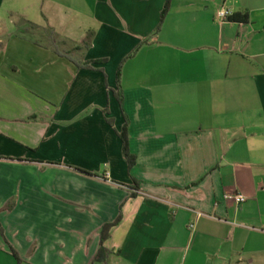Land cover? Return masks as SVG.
I'll use <instances>...</instances> for the list:
<instances>
[{"label": "crops", "instance_id": "1", "mask_svg": "<svg viewBox=\"0 0 264 264\" xmlns=\"http://www.w3.org/2000/svg\"><path fill=\"white\" fill-rule=\"evenodd\" d=\"M167 2L0 0V264H264V0Z\"/></svg>", "mask_w": 264, "mask_h": 264}, {"label": "trees", "instance_id": "2", "mask_svg": "<svg viewBox=\"0 0 264 264\" xmlns=\"http://www.w3.org/2000/svg\"><path fill=\"white\" fill-rule=\"evenodd\" d=\"M170 4H171V0H168L164 11L162 13V19H161V23L159 25V27L156 30V33H159V31L161 30L163 23L170 11ZM12 18H15L14 15L11 16ZM16 25V34L18 37H20L21 39H24L26 41H29L37 46L40 47H44L47 49L52 50L55 54H57L58 56L62 57V58H67L68 60H70L71 62H73L78 68L83 67L82 62L75 59L74 56L75 54H80L82 52H85L89 49V40H85L83 43L81 44H77L75 42H72L66 38H63L62 36H60L53 28H42L38 25H35L27 20H25L24 18H19L17 20V22L15 23ZM119 101L121 103V105L123 104V97L122 95H119ZM123 140L125 142V155L127 156V158L130 160L131 164L134 163L132 162V155L129 152L128 146H127V137L123 135ZM119 221H117L114 224L111 225H107L104 227L102 234L104 237V234H108V232L115 227L116 225H118ZM104 252H106L105 254L109 255V252L107 250H105L104 248H101L96 259L95 262H104L106 263L107 258L105 256H103Z\"/></svg>", "mask_w": 264, "mask_h": 264}, {"label": "built area", "instance_id": "3", "mask_svg": "<svg viewBox=\"0 0 264 264\" xmlns=\"http://www.w3.org/2000/svg\"><path fill=\"white\" fill-rule=\"evenodd\" d=\"M234 15L233 10L226 9L225 7L220 8L216 13V19L224 23L228 21ZM105 180L109 183H113L111 180V174L107 173L105 176ZM227 200L235 202L237 205H241L247 201V198L241 194H235L231 196H227Z\"/></svg>", "mask_w": 264, "mask_h": 264}, {"label": "rangeland", "instance_id": "4", "mask_svg": "<svg viewBox=\"0 0 264 264\" xmlns=\"http://www.w3.org/2000/svg\"><path fill=\"white\" fill-rule=\"evenodd\" d=\"M87 40L91 41L90 37H88ZM146 41L148 42V40H146ZM85 52H86V51H85ZM85 52H82V53H80V54H75L74 58H76L77 60H78L79 58L82 59V58L84 57ZM80 59H79V60H80Z\"/></svg>", "mask_w": 264, "mask_h": 264}]
</instances>
